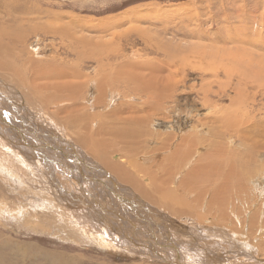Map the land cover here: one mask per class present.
Here are the masks:
<instances>
[{"label":"rangeland","instance_id":"rangeland-1","mask_svg":"<svg viewBox=\"0 0 264 264\" xmlns=\"http://www.w3.org/2000/svg\"><path fill=\"white\" fill-rule=\"evenodd\" d=\"M19 35L14 47L21 59L1 67L0 54V93L12 102L1 107L0 121L27 135L32 132L22 124L28 121L50 133L42 138L55 150L52 177L60 189L48 182L49 192L30 187L41 188L32 166L21 168L25 177L1 169L0 264H264V0H0V47L2 39ZM70 35L89 42L81 57ZM22 60L33 66L16 64ZM119 71L143 76L148 91L126 97L113 84ZM154 78L158 95L151 91ZM131 106H142L148 117L133 148L142 154L128 159L142 169L133 183L109 171L116 161L127 168L121 145L133 139L122 138L118 147L115 135L100 131L122 125ZM77 107L92 119L75 118L71 127L66 118ZM77 130L89 140H78ZM51 135L66 138L68 146ZM16 140L12 146L22 154L24 144ZM176 146L177 158L189 156L177 165L170 153ZM69 147L84 165L106 169L136 206L117 203L102 173L95 177L106 185L90 182L99 204L90 201L74 178L82 163L65 160ZM208 163L228 174L221 186L205 180L218 179ZM65 175L76 183L63 184ZM63 190L89 206L64 207ZM99 206L110 209L115 228L138 233L135 243L168 226L181 263L170 249L155 259L138 255L136 244L104 225ZM71 214L77 218L69 220ZM187 253L193 262L182 260Z\"/></svg>","mask_w":264,"mask_h":264},{"label":"bare ground","instance_id":"bare-ground-1","mask_svg":"<svg viewBox=\"0 0 264 264\" xmlns=\"http://www.w3.org/2000/svg\"><path fill=\"white\" fill-rule=\"evenodd\" d=\"M65 16L66 15H64V17ZM54 17L56 19L59 18L58 16H54ZM66 17H68V16H66ZM72 18H74V17H71V18L69 17V19H70L69 23L75 22L77 24V26H79L80 25L79 22L76 19L74 20ZM61 21H63V20H61ZM65 23H67V22H65ZM69 23H67L66 25H68ZM63 25H65V24H63ZM73 25H74V23H73ZM74 26H76V25H74ZM87 28L88 29H93V30H98L97 27L94 26V25H91L90 27H87ZM79 33H80V31H79ZM21 35H19V36H11L4 43L2 41H5V40L2 39L1 47H0L1 67H6L7 66L6 60L9 59V58L18 59V60L21 59L20 50L19 51L18 50L15 51L16 49L14 47V45L18 44L17 40L19 38H22ZM68 37L70 38L71 42L73 41V43H72L73 45H74L75 41L77 40V44L79 46H77V47L75 46V47H73V49L75 50V48H76L75 53L77 54L78 57H81L82 53H84L86 51V45H88L89 42L87 43L86 39H84V38H83L84 40H79V38L73 39L72 35H70ZM81 39H82V37H81ZM95 45H97V44H95ZM98 45H100V44H98ZM25 62H26V60H24V61L22 60V61L17 62L16 64L24 66ZM29 64H31V63H28V65L27 64L25 65L26 67H28V69H30V67L33 66V65H31L29 67ZM121 71L127 72L126 68L121 69ZM73 72H75V68H73ZM143 78L144 77L141 76V75H137L135 78H132V77L126 75V73H122V72L119 71V73L116 75L115 79L113 80V84L115 86L122 87L123 94H125L126 97H128L130 99V98H134V96H137L139 94H145L148 91L147 86H146V84L143 81ZM155 81H156V79L154 78V81L152 82V85H151V88H152L151 91L153 92V94L158 95L162 88H161V86L157 85V83ZM156 87H158L159 91L157 90ZM63 89L64 88L61 87V86L59 88H57L56 91L54 92V96L59 95L60 93H62L61 91ZM115 95L118 96L117 94H115ZM72 97H74V96H72ZM124 99L126 101L127 98H124ZM9 102H11V101L9 99L7 100L6 98H4L1 95V93H0V112H1V107H5L4 105H6V103H9ZM72 107H74V106H72ZM77 108H76V111L69 110L68 116L66 118V122L69 124V126L72 127V126L75 125L73 123V120L75 118H78L81 121H84L86 124H89L91 119H92V116L89 113L85 112V108H82V109L81 108L77 109ZM124 109L125 108H122L121 111H124ZM2 111H3V109H2ZM143 111L144 110H143L142 106H137V107L136 106H131L129 108V115L126 118L121 119L122 125H111V126H108V127H105V128L102 127L100 129L101 132H110L113 135H115L116 137L114 138V144L117 145V146L119 145V142H120V140L122 138L128 137V138L133 139V143L132 144L131 143H123L121 145V151L126 156V160H125V164L124 165H126V163H128V165H126V167L127 168L132 167V170H130V172H129L128 171L129 169L125 168V166H123L121 163H118L117 161L114 162V164L111 167H109V171L111 172L113 177H115L117 179H122L124 181H128L130 183L134 182V175L136 173L142 171V169L140 167H138L136 164H134V162L132 160H128V159H131L135 155H141L142 154V153H139L138 150H134L133 148L139 147V140H140L139 137H141L143 135V132H145L144 125H145L148 117L145 116V118H144V116H143L144 112ZM141 112H143V114ZM21 122H22V120H21ZM22 125H25L26 127H29L31 132H32V134H29V135L24 134L21 130H19L17 125L16 126H14V125L12 126L8 122L6 124H3L0 121V171H1V169H3V170H6V171L10 172L11 174H14V175L18 176V177H25V175L21 171V168L27 167V166H30V167L32 166V167H34L33 168L34 173H32V175L34 177L38 178V182H41V188H38V187L35 188V187L31 186V185H30V187H32L33 189H40V190H43L42 188H46V191L49 192V188L46 187V182H48L50 184V188L51 189H53L54 191L59 190L60 189V185L56 181H54V179L52 177V171L56 170V168H54L53 170L51 169L54 166L52 164V159L50 157V155H51L50 151H52V153H54V154H56V153H55V150L49 149V146H51L50 142L48 140L46 141L45 139L42 138V136H46V137L48 135L50 136V133H47L46 132L47 130L40 129L41 127L40 128H35L33 126L35 124H32V122H29V121L27 123H25V124H22ZM85 128H86V126L84 127V129ZM76 134H77V139L78 140H82L83 139L80 136L78 130L76 131ZM91 135H92V133H90V136ZM51 136H52L53 139L59 140V142L65 143L68 146L69 141H67L66 138H64V137L59 138V137H57V135H51ZM15 137L18 140H20L22 144H24L23 145L24 147L21 150L22 154L17 152L16 149L12 146L13 141L14 142L17 141ZM37 140L42 141V142H37L36 143ZM87 140H89V139L88 138H84L82 141L86 142ZM102 144L103 143H100V150L101 151L103 150ZM54 149H57L56 152H59L60 154L66 155L65 151L63 149H58V148H54ZM69 149H70L69 154H71L72 156L70 155L71 157L70 158L67 157L65 160L68 162V161H72V159H73L76 162H78V164H80L81 161L77 158L75 150H71V147H69ZM172 150L173 151H171V152L169 151V152L171 153V156L175 157V158H171V163H173L175 165H177L179 163V160H181V161L184 160L185 161V160H187L189 158V156H187V155L183 156L181 158H177L176 153L180 150V147H178V146L173 147ZM157 152L160 153L159 151H157ZM99 163H101V164L103 163L104 165H106L109 162L107 161V158H105V159H100L99 158ZM207 166H208L207 171L209 172V175L214 174V175L218 176V179L215 180V181L211 180L210 178H206L205 180H207V182L209 181L210 184H216L217 186H221L222 184H224L226 182V179H227L226 177L228 176L227 173H224L223 171H221L219 169V167L217 165H215V164L208 163ZM74 168H75L74 170H76V172L78 173L77 176L74 177V178H76L77 183H76V181L74 179H72L70 176H67V175L64 176L65 179L63 178L62 183L63 184H68L69 187H71L70 185H72V183H71L72 181H74L77 185H80V186H82L84 184L85 187H86V190H87V198H90V201H92L95 205H98L99 202H98L97 198L94 195H92L93 186H92V183H90V182L94 183V181L97 180L99 182V184L103 183V184L106 185V183L101 178L98 179V178L95 177V176H100L101 177V176L104 175V177L107 179V181L110 182V184H111V187H108L107 185H106V187L110 188V192L112 193L113 197L118 201L117 203L123 204L124 202H127L128 205L131 208L136 206L133 200H131L127 196L123 195L124 193L121 194L120 192L117 191V189L120 186H119V184L116 181H114L113 177L110 175V173L106 169L101 168V167L95 165L94 163H92V165H84V163H82L80 166L78 165V167L76 166ZM41 169H42V171L40 172ZM98 170H100V171H98ZM100 173H102L103 175H101ZM147 173H149V172H147ZM220 177L222 178L221 182L219 181ZM17 179H19V178H17ZM19 180H21V179H19ZM73 185H75V184L73 183ZM135 186L139 189V191L137 193H139L141 196L144 197L145 200H147L148 192L146 190H143L142 188H140L141 186H139V184L135 183ZM113 189H115V190H113ZM71 190L72 189L70 188L69 191H71ZM104 190H106V189L104 188ZM64 191L65 190H63L61 192L62 193V196H61V201L62 202H60L64 207H69V206L76 207L75 204H77L78 202H82L81 203L82 206H89V204L87 202V199L79 197V195L77 193H72V192L64 193V194H67V200L64 201V198H65V195L63 194ZM121 192H123V191L121 190ZM105 193H106V191H105ZM128 196H130V195H128ZM108 198H109V196H108ZM144 204H145V202H144ZM126 206H127V204H126ZM144 207H146V206H144ZM97 212L98 213H101V212L103 213V214H99V215H100V218L103 219V223H104V225L106 227H109L112 230L116 231L117 233H119L121 235H124L126 240H128L129 243L132 245V247H133L134 244H136V246L138 247V250L136 249L138 255L143 253L144 255L149 256L152 259H155V258H159L158 256H160L162 254L165 255V253H164L165 250L170 249L171 251L170 250L169 251L172 252V250H173L174 253H175V257L178 258L177 261L179 263H181V261H179V259L181 260L180 252H179L180 251V248H179L180 245L178 246L175 242H172V239H171V236H170L171 233H168V231H170L171 229L168 228V226L167 227L166 226H164V227L160 226L164 231L161 230L160 227H158V229H156L158 233H156L155 231L154 232H150V234L148 233L149 236H150L149 238H147V236H146L143 239H141L142 241L140 240V242L135 243L134 241L138 240V237H139L138 233L130 232V235H129L126 232V229H124L123 232H122V231L119 230V228H115L114 222L115 223H118V222H117L116 218L112 217L113 215L110 213L111 212L110 209H104L102 206H99ZM112 212L115 213L113 210H112ZM172 212H173V208H172ZM148 214L151 215V213H149V210H148ZM116 215H117V213H116ZM67 218L69 220H74L77 217L75 215L71 214V215H68ZM111 218H113L114 220L111 219ZM76 222H78V221H76ZM158 225H159V223H158ZM162 234H166V236L165 235L163 236ZM158 235H160V237H158ZM130 237H137V239L136 238H130ZM146 239H148V241ZM146 242H149V243H146ZM17 245H19V244H17ZM127 247H129V246H127ZM149 248L152 249V250H149ZM21 251H23V250L21 249ZM22 253H20V255H22ZM191 255H192V253H187L184 256V258H182V260L183 261H187L189 263L193 262V260H192L193 257L191 258ZM207 257H208V255H207ZM217 264H222V263L218 262Z\"/></svg>","mask_w":264,"mask_h":264},{"label":"water","instance_id":"water-1","mask_svg":"<svg viewBox=\"0 0 264 264\" xmlns=\"http://www.w3.org/2000/svg\"><path fill=\"white\" fill-rule=\"evenodd\" d=\"M158 237H160V235Z\"/></svg>","mask_w":264,"mask_h":264}]
</instances>
